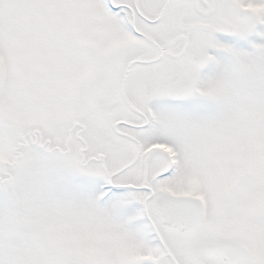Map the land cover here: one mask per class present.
<instances>
[{"label": "snow or ice", "instance_id": "1", "mask_svg": "<svg viewBox=\"0 0 264 264\" xmlns=\"http://www.w3.org/2000/svg\"><path fill=\"white\" fill-rule=\"evenodd\" d=\"M0 264H264V0H0Z\"/></svg>", "mask_w": 264, "mask_h": 264}]
</instances>
